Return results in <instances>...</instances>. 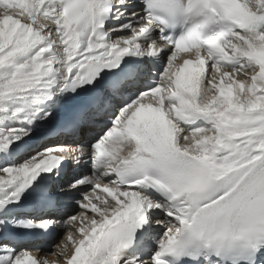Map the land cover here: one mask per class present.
<instances>
[{
	"label": "snow or ice",
	"instance_id": "6c2138e0",
	"mask_svg": "<svg viewBox=\"0 0 264 264\" xmlns=\"http://www.w3.org/2000/svg\"><path fill=\"white\" fill-rule=\"evenodd\" d=\"M0 9V264H264V0Z\"/></svg>",
	"mask_w": 264,
	"mask_h": 264
},
{
	"label": "bare ground",
	"instance_id": "6f19581e",
	"mask_svg": "<svg viewBox=\"0 0 264 264\" xmlns=\"http://www.w3.org/2000/svg\"><path fill=\"white\" fill-rule=\"evenodd\" d=\"M3 11V9H0V12H2Z\"/></svg>",
	"mask_w": 264,
	"mask_h": 264
},
{
	"label": "rangeland",
	"instance_id": "374dc122",
	"mask_svg": "<svg viewBox=\"0 0 264 264\" xmlns=\"http://www.w3.org/2000/svg\"><path fill=\"white\" fill-rule=\"evenodd\" d=\"M57 242H59V239H58V241Z\"/></svg>",
	"mask_w": 264,
	"mask_h": 264
}]
</instances>
